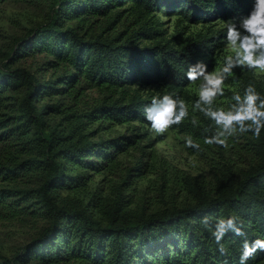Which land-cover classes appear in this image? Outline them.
Returning a JSON list of instances; mask_svg holds the SVG:
<instances>
[{
	"label": "trees",
	"instance_id": "16d2710c",
	"mask_svg": "<svg viewBox=\"0 0 264 264\" xmlns=\"http://www.w3.org/2000/svg\"><path fill=\"white\" fill-rule=\"evenodd\" d=\"M47 1L45 23L14 41L0 66V144L6 147L0 181L37 180L32 187L0 188V208L45 224L10 258L0 256V264H239L245 239L264 240V130L259 139L252 133L247 139L254 164L238 172L224 164L209 185L187 182L191 198L184 205L167 204L153 212L129 208L132 201L121 188L130 177L142 175V161L110 196L83 191L92 174L112 166L139 144L143 129L151 128L144 109L153 97L189 102L188 68L203 61L212 71L216 52L227 43V26L214 30L212 23L239 22L255 0ZM161 16H177L204 29L192 38L180 31L167 37L159 28ZM36 56L43 57L39 71L59 73L44 79L15 66ZM230 82L241 96L250 83L264 96V81L249 71L236 69ZM135 85L153 89L142 94ZM91 88L104 96L81 109L79 99ZM54 97L59 99L45 101ZM67 98L70 105L62 101ZM188 110L189 117L172 128L204 144L211 134L204 129L213 124ZM193 116L198 126L192 125ZM133 123L138 126L129 132L101 135L114 125ZM60 191L82 192L83 198H61ZM205 216L212 218L213 229L217 218L237 216L246 236L229 232L223 241L228 254L221 255L201 223ZM263 262L264 251H257L247 264Z\"/></svg>",
	"mask_w": 264,
	"mask_h": 264
},
{
	"label": "rangeland",
	"instance_id": "374dc122",
	"mask_svg": "<svg viewBox=\"0 0 264 264\" xmlns=\"http://www.w3.org/2000/svg\"><path fill=\"white\" fill-rule=\"evenodd\" d=\"M48 11L49 3L47 0H7L0 2V66L9 58L14 41L26 36L30 29L44 24ZM160 21L162 24L159 28L163 30L167 37L180 31L185 38H192L195 33L204 29L203 24H188L177 16H161ZM121 24L118 29L121 28ZM212 24H214V30L227 26L226 23L221 21ZM69 25H72V23ZM226 44H223L216 52L212 71L223 65L224 58L227 55L233 54L230 49L226 48ZM42 63L43 57L36 56L22 59L15 63V66L26 68L44 79L53 78L59 73V71L51 70L39 71L38 69ZM249 72L258 81H264V73ZM230 79L231 77L225 82L224 96L217 98L214 107H223L228 110L230 105L234 103L230 94L239 92L238 87H235ZM134 88L139 89L142 94L153 89L150 87L139 88L138 85H135ZM188 91L190 99L187 105L189 109L193 110L194 102L198 98V85H189ZM13 96L16 95L13 94ZM103 96L104 92L99 88L87 89L79 99V107L85 109L89 105L100 101ZM58 99L54 97L51 100L45 99V101L53 102ZM62 101L67 105L71 104L68 98ZM134 126H138V124L133 123L129 126L114 125L107 133L101 135L103 137L120 135L129 132ZM142 131H144L145 136L140 139L139 144L120 154L116 162L105 171L100 174H92L86 190L83 192L98 190L103 196H110L115 188L122 185L127 171L138 161H142L144 165L142 175L130 177L127 184L122 185L121 189L123 196L132 201L130 209H145L148 212H153L167 204L184 205L190 202L191 195L186 190L188 188L186 183L194 184L201 181L206 185L212 184L214 177L219 176L224 164H228L233 171L238 172L247 169L256 162L247 145V139L251 138V133L239 135V138L235 140L230 139L228 150L215 145L201 144L200 142V150H195L185 147L186 139L192 136L177 129L171 128L163 135L152 132L151 128ZM193 140L198 142L195 138ZM5 152V145L0 144V158L4 156ZM151 156L154 157L151 158ZM133 174H136V172H133ZM36 181L34 177L12 182L0 181V188L32 187ZM59 196L61 198L82 199L83 193L60 191ZM44 224L43 220L34 218L29 214L12 216L10 210L0 208V256L10 258L21 246L34 238Z\"/></svg>",
	"mask_w": 264,
	"mask_h": 264
},
{
	"label": "clouds",
	"instance_id": "9594fccd",
	"mask_svg": "<svg viewBox=\"0 0 264 264\" xmlns=\"http://www.w3.org/2000/svg\"><path fill=\"white\" fill-rule=\"evenodd\" d=\"M226 48L233 54L224 58L223 65L213 71L203 61L191 65L186 77L189 84L198 85V98L194 102L193 111H198L212 121L213 127L205 128L204 144L223 147L228 150L229 140L239 138V135L252 133L259 139L264 130V96L254 84H249L241 96L234 93L228 110L214 107L218 97L225 94V82L233 76L236 69L264 73V0H255L248 15L242 16L239 22L227 24ZM144 116L150 123L151 131L163 135L173 126H178L189 117L188 105L184 99L173 98L170 95L153 97L149 106L144 109ZM193 126H198V119L193 116ZM185 147L200 150L199 142L188 137ZM212 218L205 216L201 223L208 227L214 237L217 250L221 255L228 254V248L223 243L225 236L231 232L236 236L245 237L243 222L237 216L227 219L221 217L215 220L214 229L210 222ZM257 251H264V240L256 239L251 243L245 239L239 264L255 256Z\"/></svg>",
	"mask_w": 264,
	"mask_h": 264
}]
</instances>
